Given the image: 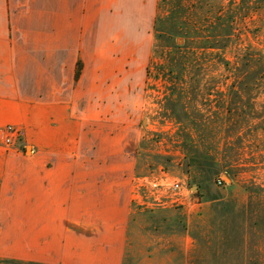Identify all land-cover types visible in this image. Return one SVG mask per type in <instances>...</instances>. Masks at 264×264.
<instances>
[{
	"label": "crops",
	"instance_id": "obj_1",
	"mask_svg": "<svg viewBox=\"0 0 264 264\" xmlns=\"http://www.w3.org/2000/svg\"><path fill=\"white\" fill-rule=\"evenodd\" d=\"M160 3L0 0V128L22 129L14 148L0 145V259L125 264L142 138L139 44Z\"/></svg>",
	"mask_w": 264,
	"mask_h": 264
},
{
	"label": "rangeland",
	"instance_id": "obj_2",
	"mask_svg": "<svg viewBox=\"0 0 264 264\" xmlns=\"http://www.w3.org/2000/svg\"><path fill=\"white\" fill-rule=\"evenodd\" d=\"M149 30L139 44L134 183L167 176L183 187L180 201L170 203L169 190L162 206L132 196L125 264L164 255L172 264H264V0H161ZM3 128L0 145L14 148Z\"/></svg>",
	"mask_w": 264,
	"mask_h": 264
},
{
	"label": "built area",
	"instance_id": "obj_3",
	"mask_svg": "<svg viewBox=\"0 0 264 264\" xmlns=\"http://www.w3.org/2000/svg\"><path fill=\"white\" fill-rule=\"evenodd\" d=\"M22 136V129L16 125L8 124L1 131V141L6 147H14ZM220 184L225 182V178L218 180ZM183 185L179 180L172 179L171 181L167 176L161 177H140L138 178L133 187V201L140 205H167L168 204V191L173 190L176 192L177 197L170 200V203H177L181 200L177 191L182 189Z\"/></svg>",
	"mask_w": 264,
	"mask_h": 264
},
{
	"label": "trees",
	"instance_id": "obj_4",
	"mask_svg": "<svg viewBox=\"0 0 264 264\" xmlns=\"http://www.w3.org/2000/svg\"><path fill=\"white\" fill-rule=\"evenodd\" d=\"M80 70H81V64L79 63V65H78V69H77V77H78L79 74H80Z\"/></svg>",
	"mask_w": 264,
	"mask_h": 264
}]
</instances>
